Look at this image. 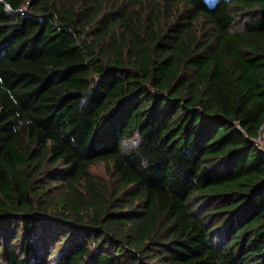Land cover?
Segmentation results:
<instances>
[{"label": "trees", "instance_id": "trees-1", "mask_svg": "<svg viewBox=\"0 0 264 264\" xmlns=\"http://www.w3.org/2000/svg\"><path fill=\"white\" fill-rule=\"evenodd\" d=\"M263 125L264 0H0V264H264Z\"/></svg>", "mask_w": 264, "mask_h": 264}, {"label": "rangeland", "instance_id": "rangeland-1", "mask_svg": "<svg viewBox=\"0 0 264 264\" xmlns=\"http://www.w3.org/2000/svg\"><path fill=\"white\" fill-rule=\"evenodd\" d=\"M216 1L217 0H208V2L211 5H214L216 3ZM263 137H264V134H263ZM91 171L95 176H97L99 178H102L105 180L109 179L110 172H109V169L105 163H100V164L94 166L91 169Z\"/></svg>", "mask_w": 264, "mask_h": 264}, {"label": "built area", "instance_id": "built-area-1", "mask_svg": "<svg viewBox=\"0 0 264 264\" xmlns=\"http://www.w3.org/2000/svg\"><path fill=\"white\" fill-rule=\"evenodd\" d=\"M263 134H264V125L261 128L259 137L254 139V141H255V143H256V145L258 147H260V148H262L264 150V137H263Z\"/></svg>", "mask_w": 264, "mask_h": 264}]
</instances>
